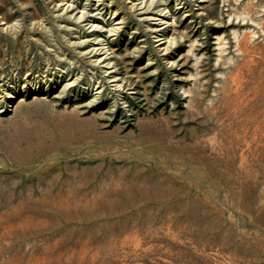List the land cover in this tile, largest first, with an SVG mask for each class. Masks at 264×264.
Here are the masks:
<instances>
[{"label":"rangeland","instance_id":"1","mask_svg":"<svg viewBox=\"0 0 264 264\" xmlns=\"http://www.w3.org/2000/svg\"><path fill=\"white\" fill-rule=\"evenodd\" d=\"M0 264H264V0H0Z\"/></svg>","mask_w":264,"mask_h":264},{"label":"bare ground","instance_id":"2","mask_svg":"<svg viewBox=\"0 0 264 264\" xmlns=\"http://www.w3.org/2000/svg\"><path fill=\"white\" fill-rule=\"evenodd\" d=\"M159 1V0H158ZM64 4V3H63ZM166 16V15H165ZM108 23H109V21H108ZM108 26V25H107ZM111 26V25H110ZM114 26V25H113ZM118 27V26H117ZM107 29V28H106ZM115 29H117V28H115ZM112 30H114V27H113V29ZM107 35V34H106ZM105 43H107V42H105ZM98 47V46H97ZM106 47H107V45H106ZM94 53V52H93ZM96 56V55H95ZM94 59V58H93ZM109 60V59H108ZM110 66V65H109ZM108 66V67H109ZM109 75V74H108ZM103 81V80H102ZM120 83V82H119Z\"/></svg>","mask_w":264,"mask_h":264}]
</instances>
